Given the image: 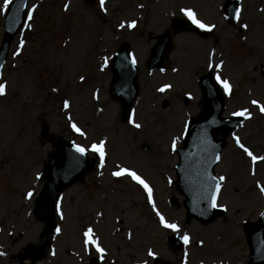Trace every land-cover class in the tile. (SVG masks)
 <instances>
[{
	"label": "rangeland",
	"instance_id": "1",
	"mask_svg": "<svg viewBox=\"0 0 264 264\" xmlns=\"http://www.w3.org/2000/svg\"><path fill=\"white\" fill-rule=\"evenodd\" d=\"M222 1L105 0V15L98 0H94V5H87L84 0L29 1L30 9L35 6L33 18L14 37L0 76L7 93L0 97V253H3L0 264H29L13 257L27 245L38 250L43 236L48 238L31 215L33 198L43 184L38 175L57 146L54 140L40 139L43 124L57 138L84 148L104 138L106 161L103 167H93L81 182L62 193L59 204L63 219L55 214L60 233L47 249L46 258L35 264H89L95 257L101 259V264H153L147 255L149 250L160 259L155 264H179L182 251L187 254L185 264H248L243 224L257 220L263 209L264 196L260 195L257 184H264V161L253 165L239 151V156L232 154L231 150L236 149L226 140L215 169L218 177H225L217 197L218 207L225 212L208 225L196 221L184 223V209L170 205L171 197L179 202L181 198L166 181L174 179L176 164V156L168 147L173 140L179 145L186 112L195 116L198 110L196 102L185 106L183 95H197L198 99L194 77L206 72L208 53L215 45L205 40L190 43L177 36L165 60L177 69L175 72L148 77L145 67L150 47L147 37L168 24V14L180 17L181 8H193L202 20L215 22L217 31L224 25L220 10L217 11ZM65 3L69 6L67 11L63 8ZM241 7H246L241 22L248 21L245 24L250 30L254 20L264 24L263 13L257 12V7H264V0H244ZM164 13L166 20L162 17ZM2 19L3 14L0 39ZM130 19L137 26L132 33L127 27ZM120 24L125 27L120 28ZM239 25L232 30L224 27L223 37H219L220 31L216 34L227 50L226 32L231 34L230 55L234 57L226 49L224 57L227 61L235 59L229 76L233 93L227 100L224 115L248 109L250 119L236 135L254 155L264 156V115L251 104L256 100L264 106V58L249 60L245 68L248 73L236 74L244 69L239 66L246 59L240 55ZM21 39L24 47L14 58L13 52ZM122 42H127L134 52L140 72L139 95L131 109L139 129L121 123L120 105L108 96V66L104 67V76L99 69L102 59L109 61ZM249 44L248 41V47ZM215 51L216 55L220 52L216 48ZM241 53L247 54L248 50ZM162 83L170 88L165 97L169 106L165 110L160 108L164 98L156 93ZM65 101L69 104L67 109ZM73 124L83 135L73 131ZM86 153L99 164L97 156ZM120 165L145 180L151 188L152 205L148 204L143 189L130 178L115 179L110 175ZM28 192L35 195L25 199ZM153 206L168 222L180 227L181 232L176 236L190 237L184 249H173L164 241L173 233L160 228ZM87 228L93 229V238L103 249V262L94 248L84 250L83 231Z\"/></svg>",
	"mask_w": 264,
	"mask_h": 264
},
{
	"label": "water",
	"instance_id": "2",
	"mask_svg": "<svg viewBox=\"0 0 264 264\" xmlns=\"http://www.w3.org/2000/svg\"><path fill=\"white\" fill-rule=\"evenodd\" d=\"M26 0H14L11 4L4 21L5 36L0 45V70L8 54L10 42L24 23ZM227 11H232L235 3L225 5ZM225 9V10H226ZM117 65H121L120 68ZM155 67V66H154ZM114 82L111 86V95L118 99L123 108L131 106L136 95L137 86L135 83L136 69L128 60V52L125 46L116 53L112 62ZM212 96L219 100V109L216 113L205 116L200 121H194L190 125L186 147L178 152L179 163L176 167L177 181L176 186L180 194L185 197L184 207L187 212V220L195 218L201 223L211 221L219 211L212 210L206 197L212 191L207 186L209 177H213L212 169L216 162L210 157L219 155L224 147L223 141L213 138L214 130L221 128L225 131H232L237 124L220 119L221 99L218 98L216 88L213 86ZM214 106V102H213ZM214 117L211 123L210 117ZM43 138H46V128L43 129ZM214 145V147H212ZM88 170V160L86 155L81 157L74 152L69 144L60 142L57 153L50 156L49 163L45 167L47 174L44 191L36 201L39 205L36 216L45 220L52 228V214L57 200V195L66 187L81 179L82 175ZM248 244L250 248V264H264V214L253 226L247 225ZM21 258L22 257H18ZM43 258L42 254L35 255L32 261H39Z\"/></svg>",
	"mask_w": 264,
	"mask_h": 264
},
{
	"label": "snow or ice",
	"instance_id": "3",
	"mask_svg": "<svg viewBox=\"0 0 264 264\" xmlns=\"http://www.w3.org/2000/svg\"><path fill=\"white\" fill-rule=\"evenodd\" d=\"M12 3V0H3L2 5H0V15L4 14L5 11L9 8L10 4ZM99 3V8L100 11L103 12L105 11V0H98ZM68 4L65 3L63 8L65 11L68 10ZM35 10V6H33V8L28 9L27 12V21L25 22V27L27 28V24L28 22H30L33 18V12ZM227 11V9H226ZM180 13L183 17H185L187 19V21L196 29L202 31V32H212L213 31V27L211 25H207L204 22H202L201 20H199L196 16V14L191 10V9H184L181 8L180 9ZM240 14H241V9L239 7H236L234 9H232V15H231V19L235 20V21H239L240 19ZM229 16H225V19H229ZM120 28H124L125 25L124 24H120L119 25ZM127 27L129 29H132L135 27V22L133 23H129L127 25ZM241 28H247L246 24H241L240 25ZM24 47V40L21 39L19 40V43L16 46L15 51L13 52V57H18L21 54V50ZM131 64L135 65V60L132 59L129 61ZM222 63L223 62H215L214 61V56L212 53L209 54V58H208V68L210 71L217 73L216 75H214L212 77V79L215 81V84L219 86L220 89L223 90V93L225 96L230 95L231 92V85L229 83L228 80L223 79L220 75L219 72L222 68ZM105 66H107V61H105ZM118 68L121 67V65H117ZM173 71H176V69H173ZM83 79V78H82ZM168 86L165 85L164 87H161L159 89H157L159 92H164L166 90ZM53 91H55V89H53ZM6 84L4 83H0V97H4L6 95ZM251 104L259 110V112L264 115V106H262L259 102H257L256 100H252ZM64 108L67 109L69 108V104L67 101L64 102ZM233 117L235 118H242L243 120H248L250 119V115L248 113V109H242V110H238V111H234L231 114ZM128 123L136 129L140 128V125L134 122L133 116L130 114L129 118H128ZM72 129L74 132H77L80 135H83V132H81L77 126L75 124L71 125ZM232 140L235 142L236 148L240 149L241 152L249 159V161H251V163L253 165H256L258 162L260 161H264V156H256L253 154L252 151L249 150L248 147H246L244 144H242L239 140V138L235 135L232 136ZM214 147V145L212 146ZM172 149L175 150V140L172 141ZM73 151L78 153L79 156L83 157L85 156L86 152H91L93 153L95 156L98 157L99 159V166L103 167V164L105 162V141L101 140L98 143L92 144L91 146H89L88 148H84V147H80L78 145H73ZM210 159L213 162H218L220 160V156L219 155H214L211 156ZM116 171H113L111 173V175L114 178H122V177H128L130 178L136 185H139L140 188L143 189V191L147 194V202L149 205L153 204V199H152V194H151V188L149 187V185L145 182L144 179H142L137 173H135L132 170H128L125 169L123 167H119L117 166ZM39 178V177H38ZM225 180L224 176H220L218 179L215 177H209L207 180V186L209 188L212 189L210 196L206 197V199L208 200V203L210 204V207L213 209H216L218 207L217 205V196L221 191V183ZM257 188L260 191V195L264 196V186H261L260 184H257ZM33 196L32 192H28L25 196V199L31 198ZM222 211H224L225 209H221ZM152 211L155 213V216L159 222V226L160 228L171 232L173 234H179L181 232L180 227L175 224V223H170L168 222L165 217L155 208V206L152 207ZM56 215L58 217H60L61 219H63L62 213H61V209H60V204L59 202H57L56 205ZM55 232L57 234L60 233V229L56 228ZM177 239L179 240V242L184 245L187 246L190 243V237L187 234H183V235H178ZM83 242H84V250L85 252H88L90 248H94L95 252L102 258L104 255L103 249L99 246L98 242L96 241V239L93 238V229L92 228H87L86 230L83 231ZM0 255H3V253H0ZM147 255L149 257H151L153 260L156 259L155 254L149 250Z\"/></svg>",
	"mask_w": 264,
	"mask_h": 264
},
{
	"label": "flooded vegetation",
	"instance_id": "4",
	"mask_svg": "<svg viewBox=\"0 0 264 264\" xmlns=\"http://www.w3.org/2000/svg\"><path fill=\"white\" fill-rule=\"evenodd\" d=\"M259 8H261V7H259ZM254 22H255V20H254ZM254 22H253V23H254ZM246 23H248V21H247ZM257 23L259 24V25H258L259 28H262V26H264V24H263L260 20L257 21ZM254 25L256 26L257 24L254 23ZM241 33H242V29L240 28V29H238V34H241ZM247 34L250 35L249 32H247ZM200 104H201V101L199 102V100H198V102H197V106H198V111H199V112H200ZM243 144L245 145V143H243Z\"/></svg>",
	"mask_w": 264,
	"mask_h": 264
},
{
	"label": "bare ground",
	"instance_id": "5",
	"mask_svg": "<svg viewBox=\"0 0 264 264\" xmlns=\"http://www.w3.org/2000/svg\"><path fill=\"white\" fill-rule=\"evenodd\" d=\"M244 66L245 67H247V64H244ZM142 74V73H141ZM165 94H168V92H165ZM233 152V154H235V155H238V153L236 152V151H234V150H231V153ZM122 167H124V168H126V166H124V165H121ZM118 170V169H117ZM117 179V178H116Z\"/></svg>",
	"mask_w": 264,
	"mask_h": 264
}]
</instances>
